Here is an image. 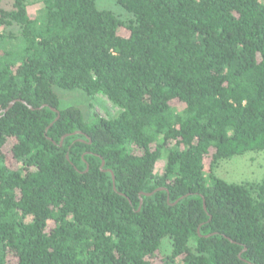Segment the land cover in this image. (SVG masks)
<instances>
[{
	"label": "trees",
	"instance_id": "1",
	"mask_svg": "<svg viewBox=\"0 0 264 264\" xmlns=\"http://www.w3.org/2000/svg\"><path fill=\"white\" fill-rule=\"evenodd\" d=\"M117 2L0 0V264H264V0Z\"/></svg>",
	"mask_w": 264,
	"mask_h": 264
},
{
	"label": "rangeland",
	"instance_id": "2",
	"mask_svg": "<svg viewBox=\"0 0 264 264\" xmlns=\"http://www.w3.org/2000/svg\"><path fill=\"white\" fill-rule=\"evenodd\" d=\"M11 0H7V6ZM101 8H106L114 11L116 14L121 15L124 19L129 18L131 15L122 6H120L117 0H96ZM41 4H34L29 6V13L35 16L40 8ZM123 34H127L125 29L120 31ZM61 102L64 106L77 105L80 107L87 118H91V107L94 106V112L97 114L108 117L117 113L118 108L115 107L105 96L98 95L95 98L89 97L87 94L80 90L67 91L63 89H57ZM163 158L160 161H164ZM164 162H161L159 166L162 167ZM216 173L222 178L229 181H244V180H257L264 177V151L263 152H250L243 156H236L230 160H223ZM170 242L165 241L163 252H169Z\"/></svg>",
	"mask_w": 264,
	"mask_h": 264
},
{
	"label": "water",
	"instance_id": "3",
	"mask_svg": "<svg viewBox=\"0 0 264 264\" xmlns=\"http://www.w3.org/2000/svg\"><path fill=\"white\" fill-rule=\"evenodd\" d=\"M16 102V100H14V101H12L9 105H8V107L5 109L6 111L8 110V109H10L12 106H13V104ZM32 108V107H31ZM59 117V116H58ZM57 117V118H58ZM104 164H105V162L103 161L102 162V167L104 166ZM113 181H115V177H114V175H113ZM114 187H115V184H114ZM161 189V188H160ZM150 194V193H149ZM206 207V206H205Z\"/></svg>",
	"mask_w": 264,
	"mask_h": 264
}]
</instances>
